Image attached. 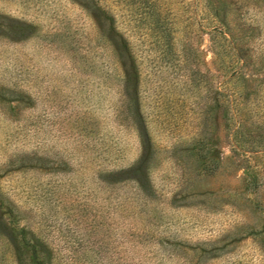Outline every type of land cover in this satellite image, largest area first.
Segmentation results:
<instances>
[{"label":"rangeland","instance_id":"374dc122","mask_svg":"<svg viewBox=\"0 0 264 264\" xmlns=\"http://www.w3.org/2000/svg\"><path fill=\"white\" fill-rule=\"evenodd\" d=\"M116 1L101 5L121 33L130 32L140 60L142 108L157 153L153 195L139 197L130 182L99 191L101 167L131 165L140 153L119 98V68L102 36L105 20L80 6L86 0H0V15L36 27L17 41L0 28V199L14 201L46 238L52 264H264V186L256 194L243 189L246 167L264 169V65L247 72L242 97L250 113L240 132L249 142L234 152L221 131L189 127L188 113L203 94L162 66L131 8ZM166 3L183 63L221 78L203 1ZM208 136L218 139L223 157L212 176L202 174L190 150ZM251 147L260 151L247 152ZM0 264H11L1 239Z\"/></svg>","mask_w":264,"mask_h":264},{"label":"trees","instance_id":"16d2710c","mask_svg":"<svg viewBox=\"0 0 264 264\" xmlns=\"http://www.w3.org/2000/svg\"><path fill=\"white\" fill-rule=\"evenodd\" d=\"M80 6L96 21L105 20L103 33L119 68V98L121 105L131 120L139 141L138 158L125 167H101L96 179L100 190L110 184L130 182L136 195L148 199L153 195L151 171L156 160L155 145L149 132V124L143 113L140 89L141 67L137 52L131 45L125 31L116 27L114 16L108 8L101 5L102 0H86ZM115 1V0H113ZM205 22L210 27L211 43L219 58L221 78L215 80L209 72L197 74L194 63H183L185 53L177 51L178 28L176 21L169 18L166 0H117L131 8L135 22L146 30L151 38V46L159 53L162 66L166 70H177L185 77L183 85L193 93H202L203 104H192L189 111V127L199 133H223L234 152L247 143L241 129L245 127L247 115L246 99L242 97L249 88L247 72L264 65V7L258 3L264 0H202ZM237 12L238 17L227 9ZM202 11V10H201ZM172 17V16H171ZM232 17V20L231 18ZM0 28L7 30V38L20 40L28 38L35 30L32 23L0 15ZM100 27V26H99ZM128 32V30L126 31ZM9 34V35H8ZM11 36V37H10ZM136 47V46H135ZM183 59V61H182ZM264 91V89H263ZM264 105V92L258 97ZM244 100V101H243ZM171 113V111H169ZM218 139L212 136L194 140L192 156L200 164L202 174L214 175L222 165V153L218 150ZM254 144V143H249ZM251 147L247 152L257 153ZM244 192L258 193L264 186V169H244ZM25 212L14 201L4 203L0 199V238L11 249V264H52L53 250L45 237L40 236L26 223ZM257 236L259 231H250Z\"/></svg>","mask_w":264,"mask_h":264}]
</instances>
